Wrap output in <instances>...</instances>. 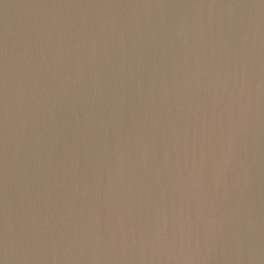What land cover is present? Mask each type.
I'll list each match as a JSON object with an SVG mask.
<instances>
[{
    "label": "water",
    "instance_id": "1",
    "mask_svg": "<svg viewBox=\"0 0 264 264\" xmlns=\"http://www.w3.org/2000/svg\"><path fill=\"white\" fill-rule=\"evenodd\" d=\"M0 264H264V0H0Z\"/></svg>",
    "mask_w": 264,
    "mask_h": 264
}]
</instances>
